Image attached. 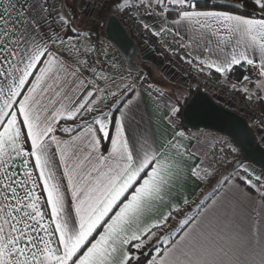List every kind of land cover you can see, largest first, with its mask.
Segmentation results:
<instances>
[{
	"label": "snow or ice",
	"instance_id": "snow-or-ice-1",
	"mask_svg": "<svg viewBox=\"0 0 264 264\" xmlns=\"http://www.w3.org/2000/svg\"><path fill=\"white\" fill-rule=\"evenodd\" d=\"M198 5L112 0L115 12L197 76L214 69L227 81L239 66L256 76L241 81L256 91L231 87L264 100V0ZM53 11L48 0H8L0 11V264H264V174L242 163L223 182L253 190L247 200L256 207L230 202L210 221L201 203L180 221L178 238L154 231L171 212L144 223L187 177L180 98L167 105L170 138L144 133L137 89L149 74L133 77L131 66L98 48L93 30ZM191 174L208 178L200 165ZM152 237L155 255L143 251Z\"/></svg>",
	"mask_w": 264,
	"mask_h": 264
},
{
	"label": "crops",
	"instance_id": "crops-1",
	"mask_svg": "<svg viewBox=\"0 0 264 264\" xmlns=\"http://www.w3.org/2000/svg\"><path fill=\"white\" fill-rule=\"evenodd\" d=\"M8 0H0V11H3L4 7L7 5ZM49 5L54 9L51 13L53 17L56 15V9H62L63 12L69 17L74 18V26L82 30H93L94 36H105V29L110 15L107 12V8L91 9L85 0H48ZM108 7V6H107ZM65 10V11H64ZM107 41V49L109 48L110 41ZM113 44V43H112ZM114 45V44H113ZM139 54L134 63L141 67V69H131L132 76L143 75L144 73L149 74V79L147 82H143V87H139L137 91L141 93V99L137 101L138 111L136 113V119L139 122V128L144 133L156 137L158 140L162 132L168 134V138L171 137L172 128L167 122L168 117V107L167 105L176 100V96L172 93V89H180L182 93L180 98L184 99L190 89H193L187 82H185L177 72L166 64H163L160 57L153 54V52L146 49L137 43ZM117 48V46L115 45ZM118 49V48H117ZM117 58H123L121 52L116 51ZM118 55V56H117ZM126 66L123 69H129L127 61L124 59ZM237 66H235L236 68ZM147 68L153 69L155 72L159 73L164 79V84L158 85L154 82L153 73L148 71ZM234 68V70H235ZM147 69V71H146ZM214 70V69H212ZM135 71V72H134ZM235 78L241 81L240 72L233 71L229 74L226 82H229L231 78ZM148 84L153 85V89H148ZM248 87L252 92L256 91L255 83H242V87ZM164 92V96L160 97L155 91L156 89ZM172 93L170 95L169 94ZM264 96V93H258ZM255 97V96H254ZM264 107V100H260ZM154 109H158V112L154 113ZM244 115V114H243ZM159 116V119H157ZM249 119V117L246 115ZM250 122V119H249ZM158 125V127H157ZM253 130H255L253 128ZM186 138L181 141V149L183 152L184 148L187 149L183 159L187 169V177L182 184H177L172 190V195L170 199H166L164 203L159 204L153 212L149 213L144 218V223H155L157 220L162 219V217L171 212V218L166 224H162L161 227L155 229L156 235L163 228L171 227L173 232L172 238H178L180 232V221L184 219H190L193 210L196 209L197 205L203 203V207L200 212L206 215L207 220H214L218 217L222 210L230 206V202H242L247 204L249 210L256 207L255 203H249L247 200V194L251 193L252 196H256L255 192L251 189L245 188L244 185L240 187L229 186L225 184L224 178L229 177L233 173V170H237L236 157L234 165H229L227 167H221L215 164L214 158L212 156V149L220 142H226L227 138L223 135L206 129L197 130H185ZM264 146V137L254 131ZM57 135H64L67 138V134L57 133ZM229 141V140H228ZM200 165V168L207 171V179H199L191 174V169ZM264 174V170L258 171V176ZM200 175H204V171L200 172ZM220 181V184H217ZM243 189V190H242ZM258 201V197H256ZM187 200V204L184 201ZM213 201H216L215 207L210 208L213 205ZM173 207L179 209V211H173ZM187 214V215H186ZM150 239V238H149Z\"/></svg>",
	"mask_w": 264,
	"mask_h": 264
},
{
	"label": "built area",
	"instance_id": "built-area-1",
	"mask_svg": "<svg viewBox=\"0 0 264 264\" xmlns=\"http://www.w3.org/2000/svg\"><path fill=\"white\" fill-rule=\"evenodd\" d=\"M85 2H87L89 7L93 10H102L107 8L109 15L115 14L118 16L121 23L127 28L128 32L137 43L153 52V54L159 56L163 64L173 68L180 78L187 82L195 91L203 90L218 103L241 114H246L250 119V125L258 134L264 137V107L261 101L255 100V97H253L252 101H249L242 91L231 87V85L235 83L237 85V89H239L242 87L241 81L243 80L244 75H249L250 79L253 81L256 79L255 75H251L250 72H246L244 69L237 66L234 71L240 72L241 81L232 77L229 82H226L218 73L215 72V70L212 69H206L204 73L197 76L186 62L180 60L179 56L164 53L162 49L156 46L152 38H150L147 34L142 33L141 29L134 20L115 12L112 7H107V0H85ZM97 37L99 40L98 48L102 45V50L107 51L108 45L105 37L103 35ZM97 55L98 53H92L91 60L95 61L97 59ZM102 58L101 52V59ZM211 153L215 164L218 166L227 167L231 164L234 165L235 163V161L232 160L234 151H232L230 146L218 143L212 149ZM243 165L250 166L249 172L254 176H258V171L261 170L252 163H243ZM237 170H240L239 165L237 166ZM241 174L243 175L242 171Z\"/></svg>",
	"mask_w": 264,
	"mask_h": 264
},
{
	"label": "water",
	"instance_id": "water-1",
	"mask_svg": "<svg viewBox=\"0 0 264 264\" xmlns=\"http://www.w3.org/2000/svg\"><path fill=\"white\" fill-rule=\"evenodd\" d=\"M214 2L226 6L236 3L229 0ZM105 36L117 46L131 69H141L134 65L139 54L137 43L115 14L108 19ZM182 118L190 129H206L227 136L241 153L237 166L252 163L264 170V146L245 115L218 103L203 90H196L185 103Z\"/></svg>",
	"mask_w": 264,
	"mask_h": 264
},
{
	"label": "rangeland",
	"instance_id": "rangeland-1",
	"mask_svg": "<svg viewBox=\"0 0 264 264\" xmlns=\"http://www.w3.org/2000/svg\"><path fill=\"white\" fill-rule=\"evenodd\" d=\"M65 11V10H64ZM65 13V12H64ZM132 37V36H131ZM137 43V42H136ZM116 51H118V49L115 47V45H113L112 43H109V48L107 49V53H108V59L109 60H115L118 64H120L121 66H122V68L124 67V66H126V65H124L125 64V61H124V59L123 58H119V56L117 57V58H115V56H116ZM136 65H138V62H137V64ZM139 66V65H138ZM148 69V71H149V73L150 72H152L153 74L151 75L152 77H153V80H154V82L155 83H157L158 85H166V84H164V79H163V77L161 76V75H159V73H157V72H155L153 69H151V68H147ZM147 69H146V71H147ZM139 70V69H138ZM135 72V71H134ZM166 88H169V85L167 86H165ZM172 93H174V96H176V97H180L181 96V94H183L182 93V90H180V89H172ZM172 93H170L169 92V94L171 95ZM172 96H173V94H172ZM181 100L182 99H180V103H181ZM245 116H246V114H244ZM224 136V135H223ZM225 138H227V143L226 142H220V144H225V145H227V146H230L232 149H235V151H234V155H233V158H232V160L233 161H235L236 160V157H237V159H239L240 157H241V153L239 152V150H238V148L234 145V143H232V141L227 137V136H224ZM229 140V141H228ZM231 165H233V164H231ZM167 233H172V235L175 233V232H173V229L171 228V227H165V228H163L159 233H157L158 234V236H161V235H165V234H167ZM145 243L148 245V246H151V245H156V237H152V238H150V239H147L146 241H145ZM162 244H163V242H161Z\"/></svg>",
	"mask_w": 264,
	"mask_h": 264
},
{
	"label": "trees",
	"instance_id": "trees-1",
	"mask_svg": "<svg viewBox=\"0 0 264 264\" xmlns=\"http://www.w3.org/2000/svg\"><path fill=\"white\" fill-rule=\"evenodd\" d=\"M229 1L236 2V3L242 2V0H229ZM213 3H215L217 6L229 7V6H226V5H224V4L216 3V2H214V0H199V5H198V6L203 8V7H207V6H209V5L213 4ZM107 6H108V7H112V0H107ZM246 7H247V9H248L249 11L252 10V8H253V6H252L251 4H247ZM240 11H241L242 14H245V10H244V9H240ZM194 91H195L194 89H190L188 95H187L184 99H182V98L179 97L180 99H182V100H181V116H180V118H179V123H180V127H181L182 129H184V130H192V129H190L189 127H187V126L184 124V122H183V118H182V109H183L185 103L187 102V100L189 99V97L194 93ZM251 127H252V126H251ZM252 128H253V127H252ZM254 131H255V130H254ZM236 168H237V167H236ZM154 246H155V245L147 246V247H145V248L143 249V251H144L145 253H150V254H152V255H155V252H154ZM159 246L162 248L164 245L161 243Z\"/></svg>",
	"mask_w": 264,
	"mask_h": 264
}]
</instances>
